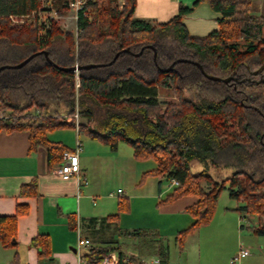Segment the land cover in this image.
<instances>
[{
    "label": "trees",
    "instance_id": "1",
    "mask_svg": "<svg viewBox=\"0 0 264 264\" xmlns=\"http://www.w3.org/2000/svg\"><path fill=\"white\" fill-rule=\"evenodd\" d=\"M49 1L59 17L69 13V0H0V68L6 67L0 72V133L28 132L31 151L46 149L50 171L68 148L48 135L63 127L78 128L112 150L128 143L136 159H154L156 169L144 178L165 176L179 183L160 204L196 199L186 208L195 220L179 232L181 247L189 234L212 222L226 188L231 199L244 200L238 209L242 219L264 215V82L253 74L264 64V12L255 14L253 0H197L190 7L180 5L178 14L162 24L135 18L136 0H124L122 9L112 0H97L86 8L87 15L80 13L76 35L50 18L41 25L36 18L26 25L12 23V16L31 15ZM201 3L220 14L218 29L193 38L183 19ZM41 52H48L52 64L39 54L13 68ZM90 64L97 67L79 72L78 89L76 73L61 70ZM196 64L209 76L236 81H212ZM161 89L171 91L177 102L162 109ZM77 113L86 120L78 127ZM194 162L205 170L193 174ZM209 166L232 167L234 173L215 182ZM19 196H39L37 180L23 185ZM129 211V199L121 196L118 214L109 218ZM27 213L28 205L18 204L14 215L0 216L3 248L18 247V220ZM252 229L264 235V226ZM125 235L137 241L139 258H129L117 245L91 246L84 258L100 264L118 252L119 264H143L141 258L153 257L168 264L169 249L160 238L149 232ZM31 246L40 256H51L48 235L37 236Z\"/></svg>",
    "mask_w": 264,
    "mask_h": 264
},
{
    "label": "crops",
    "instance_id": "2",
    "mask_svg": "<svg viewBox=\"0 0 264 264\" xmlns=\"http://www.w3.org/2000/svg\"><path fill=\"white\" fill-rule=\"evenodd\" d=\"M196 1L136 0L134 17L152 24L167 23L178 14L180 5L190 7ZM253 2L256 8L255 14H262L264 0H253ZM218 18L220 14L213 11L208 3H201L183 19V24L191 37L205 38L218 29ZM81 136L82 134L78 131L77 144L81 143L83 149L79 155L80 169L82 176L88 180V185H80L75 178L65 181L52 175L46 149L39 147L31 151L28 132L3 131L0 133V216L14 215L18 204L28 205V213L18 220V247L5 249L0 245V264H77L78 256L81 254L78 251L80 238L91 242L85 252L91 246L117 245L125 248L129 245L128 242L122 243L123 238L131 240L133 245L136 244L137 241L133 236H122L123 230L119 222L121 218H109L117 215L118 211L111 212L112 209L109 210L111 206L103 199L101 200L104 183H101L97 174L101 164L98 160L102 155L99 151L114 158L111 154L117 152L119 147L117 150L107 151L108 145L88 135L84 142ZM59 142L66 146L68 151L74 150L73 136L63 135ZM149 177L155 178L154 176L143 177L139 188L145 185L144 181ZM33 180H37L39 196L21 198L19 196L21 187ZM161 186L160 182L159 193H161ZM98 198L100 200H97ZM128 199L131 203L130 198ZM240 201L244 207L245 202ZM195 202V198L188 197L171 205H160L165 212L175 216L179 213H188L186 208ZM246 218L256 220L253 216H246ZM234 222L238 225L237 219L234 218ZM117 227L120 231L118 238L117 231L113 230ZM124 232L132 234L143 231ZM39 235H48L50 238L52 253L49 258L40 256L39 250L31 246L32 241ZM154 235L160 238L158 234ZM168 264H170L169 259ZM242 264L247 263L245 261ZM250 264H264V257L260 262Z\"/></svg>",
    "mask_w": 264,
    "mask_h": 264
},
{
    "label": "rangeland",
    "instance_id": "3",
    "mask_svg": "<svg viewBox=\"0 0 264 264\" xmlns=\"http://www.w3.org/2000/svg\"><path fill=\"white\" fill-rule=\"evenodd\" d=\"M112 1L120 9L123 8L124 4H121V2ZM45 7L47 8V6ZM58 22L65 32L77 34V24L72 18V13H67L65 16L60 17ZM12 23L14 25H26L24 22ZM159 101L162 103V109H165L169 103L177 102V96L171 91L161 89ZM60 120L62 121L63 119ZM78 123L84 124L86 120L80 117ZM77 134L78 129L63 127L50 132L48 136L53 142L61 141L63 135L73 136V149H76ZM87 137V134H82V141L85 142ZM106 147L107 151L112 150L111 147ZM118 147V151L111 154L114 158L99 151L102 155H100L101 159L98 160L101 164L97 174L101 179V183H104L101 200L103 199L111 206V208L108 206L109 210L112 209L111 212L115 213L118 211V197L124 196L131 200L130 212L121 214L119 217L121 218L119 221L120 227L123 230L122 236L125 235L124 231L133 232L139 230L158 234L164 245L169 248L170 264H232L231 260L240 253L241 248L249 250L251 255L237 264H242L245 261L247 264L256 263L263 259L264 235L256 234L252 228L257 227V225L264 226V215L256 216V220L250 218L242 219L243 215L238 209L243 207V203L231 199L228 188L220 195L216 214L212 222L189 234L186 237L184 246L181 247L177 241L179 232L188 229L195 218L189 213H179V215L173 216L165 212L160 202L172 193L171 181L165 176L149 177L144 181L145 185L139 188L144 172L156 169L155 160L136 159L133 157L134 150L128 143L121 142ZM203 170H205L203 164L194 162L191 165L193 174L201 173ZM207 171L213 180L219 183L234 173L232 167L224 166H209ZM160 182L162 183L161 193H159ZM203 186L206 190L210 188L208 182H203ZM226 187H229V185L227 184ZM119 189L122 192L121 194L118 193ZM97 200H100V198ZM234 218L237 219L238 225L235 224ZM113 230L117 231L116 236L120 235L118 227ZM125 242H128L129 246L121 249L124 253L131 250L138 253L135 249L137 242L133 245L131 240L123 238L122 243ZM86 249H79L78 247V251L81 254H84Z\"/></svg>",
    "mask_w": 264,
    "mask_h": 264
},
{
    "label": "built area",
    "instance_id": "4",
    "mask_svg": "<svg viewBox=\"0 0 264 264\" xmlns=\"http://www.w3.org/2000/svg\"><path fill=\"white\" fill-rule=\"evenodd\" d=\"M97 0H69L66 4L67 8H69V13H72V18L75 20L77 24L79 20L80 13L87 15L86 8L89 4L95 3ZM117 2H121L124 4V0H116ZM47 6V8L45 7ZM42 10H38L33 12L31 15L28 16H21V17H11V21L14 23L24 22L30 24V18H36L38 20L39 25L43 24V22H47L48 18L58 20L60 17L57 15L56 11L53 9L52 1L46 2L43 6ZM29 20V21H28ZM77 66V65H76ZM76 73V88L80 86V79H79V71L74 72ZM76 119V126H79L78 120L79 115L78 113L74 116ZM73 119H69L68 123H71ZM82 145L81 143L77 144L76 149L73 151H66L63 156V162L51 169V174L61 180H70L75 178L80 185H88V180L84 178L81 174L80 163H79V155L82 152ZM179 183L176 180L171 181V187L178 186ZM119 194L122 192L119 191ZM91 245V242L88 239H79L78 247L79 249L88 248ZM125 255L129 258L135 257L139 258V253L133 252L132 250L129 252H125ZM250 251L244 248H241L240 253L231 260L232 264H237L242 260L248 258L250 256ZM141 262L143 264H162L159 258H141ZM120 263V255L118 252H112L100 262V264H119ZM77 264H89L87 259L84 258L83 254H79L78 256V263Z\"/></svg>",
    "mask_w": 264,
    "mask_h": 264
},
{
    "label": "water",
    "instance_id": "5",
    "mask_svg": "<svg viewBox=\"0 0 264 264\" xmlns=\"http://www.w3.org/2000/svg\"><path fill=\"white\" fill-rule=\"evenodd\" d=\"M126 52H129V51L126 50ZM39 54H44L45 57L47 58V61H48L50 64H52V61H51L50 58H49L48 52H41V53H36V54L31 55V56L28 57L25 61H23L22 63H20V64H18V65H16V66H14L13 68H18V69H20V68L24 67L26 64H28L32 59H34V58H35L36 56H38ZM118 57H119V54H117V55L115 56L113 62H115V60H116ZM155 57H156V52H155ZM182 62H185V61H182ZM110 64H112V63H110ZM196 65L201 69L202 73H203L208 79H210V80H212V81H223L224 83L228 84V83H230V82L233 80L232 77H229V78H226V79H221L220 77L209 76V75H207V74L204 72L203 67H202L201 65H199V64H196ZM9 67H12V66H9ZM96 67H97V65H95V64H90V65H85V66H79V65H77V66L70 67V68H61V70H63L64 72H76V71H79V72H80V71H82V70H89V69H93V68H96ZM5 68H6V67H1V68H0V72H1L2 70H4ZM172 68H173V66L170 67V68H168V69L166 70V72L171 71ZM263 69H264V65L260 68V70L255 71L253 74H254V75H257V74H258L260 71H262Z\"/></svg>",
    "mask_w": 264,
    "mask_h": 264
},
{
    "label": "flooded vegetation",
    "instance_id": "6",
    "mask_svg": "<svg viewBox=\"0 0 264 264\" xmlns=\"http://www.w3.org/2000/svg\"><path fill=\"white\" fill-rule=\"evenodd\" d=\"M263 65H264V64H263ZM263 65H262V66H263ZM262 66H261V67H262ZM261 67H259L258 69H256V71L260 70ZM254 72H255V71H254ZM254 72H253V73H254ZM255 76H258L259 79H260V81H261V82H264V69H263L262 71H260V72H259L257 75H255ZM233 80L236 81L235 78H233Z\"/></svg>",
    "mask_w": 264,
    "mask_h": 264
}]
</instances>
